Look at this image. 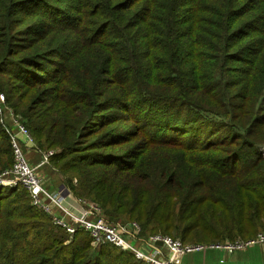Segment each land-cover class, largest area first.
Here are the masks:
<instances>
[{"label": "trees", "instance_id": "16d2710c", "mask_svg": "<svg viewBox=\"0 0 264 264\" xmlns=\"http://www.w3.org/2000/svg\"><path fill=\"white\" fill-rule=\"evenodd\" d=\"M0 92L108 220L184 243L264 231V0H0ZM90 241L0 190V264H147Z\"/></svg>", "mask_w": 264, "mask_h": 264}, {"label": "built area", "instance_id": "2783aa9c", "mask_svg": "<svg viewBox=\"0 0 264 264\" xmlns=\"http://www.w3.org/2000/svg\"><path fill=\"white\" fill-rule=\"evenodd\" d=\"M0 115V120L10 136L14 156L12 167L0 172V190L23 185L32 204L49 215L52 223L65 229L70 237H73L77 230H86L93 247L113 244L123 251L133 253L136 260L147 264H181L186 253L207 250L233 253L256 245L264 246V231L249 238H237L226 242L184 243L179 238L162 233L142 237L138 221L124 223L110 221L104 216L103 209L98 203L85 198L72 197L78 205L74 209L65 203L61 194L46 187L36 167L29 162L21 138L35 145L34 139L20 117L7 105L5 95L1 92ZM261 151L264 155V145ZM55 152L44 151L42 162H47ZM220 262H224V258H220Z\"/></svg>", "mask_w": 264, "mask_h": 264}, {"label": "rangeland", "instance_id": "374dc122", "mask_svg": "<svg viewBox=\"0 0 264 264\" xmlns=\"http://www.w3.org/2000/svg\"><path fill=\"white\" fill-rule=\"evenodd\" d=\"M49 150H55L56 151V148H52ZM44 151L47 152V150H44ZM41 156H43V154H41ZM27 158H28V156H27ZM45 163H48L47 165L50 166V170L51 169L55 170L56 174H58L59 181H62L63 184H65L64 183V175L62 173L58 172L51 165L52 161H50V157H49L48 161ZM39 172H41V169H38V171H37V173L40 175ZM50 174H52V173H50ZM72 178H73V182L77 183V178H75V177H72ZM46 187H48V186L46 185ZM49 189H52L51 186ZM70 194H71V192H70ZM71 196H72V194H71ZM75 198H85V197L78 196V197H74L73 199H75ZM126 222H129V221H126ZM122 223H124V222H122ZM140 236L145 237L141 233H140ZM146 236H148V235H146ZM67 242H68V240H67ZM220 258H224V262H220ZM181 264H264V252L262 251V247L260 245L250 247V248H247L245 250L235 251L233 253H228V252H224L221 250H207V251H202V252H191V253H186L183 256V258L181 260Z\"/></svg>", "mask_w": 264, "mask_h": 264}, {"label": "crops", "instance_id": "0c3cea01", "mask_svg": "<svg viewBox=\"0 0 264 264\" xmlns=\"http://www.w3.org/2000/svg\"><path fill=\"white\" fill-rule=\"evenodd\" d=\"M21 143L25 154L28 156L29 162L36 167L37 171L38 169H41V172L39 173L43 180L45 179L44 182L48 186L47 188L49 189L51 186V191L61 194V197L65 200V203L68 206L76 209L78 205L72 199L70 190L65 184H63L62 181H59L58 174H56L55 170H50V166L47 165L48 163L42 162L41 154H43V152L34 144H30L29 142H27L24 138H21Z\"/></svg>", "mask_w": 264, "mask_h": 264}]
</instances>
